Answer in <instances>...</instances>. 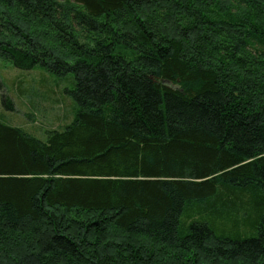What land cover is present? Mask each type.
<instances>
[{"label":"trees","instance_id":"trees-1","mask_svg":"<svg viewBox=\"0 0 264 264\" xmlns=\"http://www.w3.org/2000/svg\"><path fill=\"white\" fill-rule=\"evenodd\" d=\"M2 58L74 116L0 120V264H264V0H0Z\"/></svg>","mask_w":264,"mask_h":264},{"label":"rangeland","instance_id":"rangeland-1","mask_svg":"<svg viewBox=\"0 0 264 264\" xmlns=\"http://www.w3.org/2000/svg\"><path fill=\"white\" fill-rule=\"evenodd\" d=\"M0 80V120L22 127L42 140L48 129H62L72 120L74 101L64 91L71 81L59 78L42 63L20 69L2 58ZM6 97L13 102L12 109L5 105Z\"/></svg>","mask_w":264,"mask_h":264}]
</instances>
